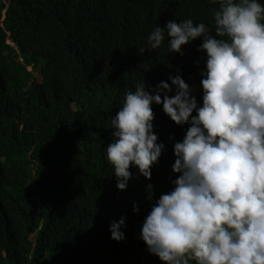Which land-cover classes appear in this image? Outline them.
<instances>
[{"label":"trees","instance_id":"16d2710c","mask_svg":"<svg viewBox=\"0 0 264 264\" xmlns=\"http://www.w3.org/2000/svg\"><path fill=\"white\" fill-rule=\"evenodd\" d=\"M217 7L209 0H0V264H164L147 252L140 227L172 188V145L189 125L151 105L164 151L149 180L130 166L126 189L117 190L106 159L111 119L142 80L148 90L176 74L199 106L202 40L182 45L181 55L166 52V43L150 49L148 36L169 20L214 29ZM121 216L124 239L114 241L109 225Z\"/></svg>","mask_w":264,"mask_h":264},{"label":"clouds","instance_id":"9594fccd","mask_svg":"<svg viewBox=\"0 0 264 264\" xmlns=\"http://www.w3.org/2000/svg\"><path fill=\"white\" fill-rule=\"evenodd\" d=\"M209 2L218 6L214 29L169 20L148 36L150 49L166 43V52L181 55L182 45L202 40L201 103L180 74L148 90L142 80L111 119L106 159L117 190L126 189L130 166L149 180L165 147L152 123L151 105H161L172 122L189 126L172 145V188L140 227L147 252L164 264H264V5ZM146 191L151 200V184ZM124 220L110 222L112 240L124 239Z\"/></svg>","mask_w":264,"mask_h":264}]
</instances>
